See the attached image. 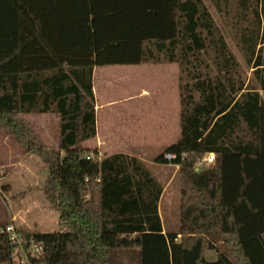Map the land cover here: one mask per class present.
<instances>
[{
  "label": "trees",
  "instance_id": "1",
  "mask_svg": "<svg viewBox=\"0 0 264 264\" xmlns=\"http://www.w3.org/2000/svg\"><path fill=\"white\" fill-rule=\"evenodd\" d=\"M212 2L226 16L235 4L233 18L246 23L234 37L256 87L202 0H0V131L44 160L61 226L19 231L26 249L42 248L33 264H123V255L130 264H207L216 244L224 264H254L247 247L264 251V0ZM155 51L181 74L180 138L154 160L178 166L179 230L165 234L162 188L148 170L123 155L87 159L82 147L96 135L93 68L140 65ZM46 113L59 116L49 153L21 119ZM206 154L213 166L196 172ZM0 264H21L1 233Z\"/></svg>",
  "mask_w": 264,
  "mask_h": 264
},
{
  "label": "crops",
  "instance_id": "2",
  "mask_svg": "<svg viewBox=\"0 0 264 264\" xmlns=\"http://www.w3.org/2000/svg\"><path fill=\"white\" fill-rule=\"evenodd\" d=\"M154 56V59L140 65L93 68L92 91L96 135L85 141L83 148L89 150L90 153L95 151L100 160L114 155L135 159L148 170L162 188L158 215L162 233L165 234L168 231L161 218L160 201L171 183L174 182L178 166L171 163H155L151 153L158 152V156L161 155L166 148L175 144L180 138L179 79L181 74L178 63L171 62L163 51H155ZM202 66L205 65L202 64ZM186 69L192 70V65H188ZM184 78L187 81V76ZM113 81L118 84L115 85ZM25 116L30 119L53 120L54 126L50 130L44 128L38 133L43 134L44 144L48 143L46 135L51 132L55 134L57 136L55 141H51L57 148L58 114H27ZM20 149L11 137L0 131V168L4 167V170H0V183L5 181L8 190L11 189L13 182L12 171L19 169L21 180L33 175L34 172L31 167L23 165L22 160L19 161L14 157L15 153L17 156L20 155ZM28 154H23V158ZM5 167H9L10 172L2 177L6 170ZM18 215L14 210L9 213L8 217L2 213L0 223L1 220L5 221L8 218L13 223H20L18 225L16 223L15 226L18 232L28 231V223L24 225L21 219L18 221L17 218H20ZM56 219L61 229L58 216Z\"/></svg>",
  "mask_w": 264,
  "mask_h": 264
},
{
  "label": "rangeland",
  "instance_id": "3",
  "mask_svg": "<svg viewBox=\"0 0 264 264\" xmlns=\"http://www.w3.org/2000/svg\"><path fill=\"white\" fill-rule=\"evenodd\" d=\"M205 4L206 8L208 9L209 13L211 14L218 30L220 31V34L222 35L229 51L232 53L234 58L236 59V62L239 65V72L242 76V79L246 81V84H250L254 87H256V83L253 79L252 75V69L245 63L244 56L242 52L239 49V46L237 45V41L235 40V33L237 32L241 26H246V23H239V20H236L233 18V16L237 13L235 11V4H233L234 7H231L229 10V15L226 16V10L227 8H223L221 12H218L216 6L213 4L212 0H202ZM264 20V14L262 16ZM234 23V27L232 28V24ZM236 23V24H235ZM212 56V54H211ZM210 56V57H211ZM210 66V72L211 76H215V67L214 64L211 61H208ZM210 59V58H209ZM184 74L182 75L183 81ZM115 85L118 83L116 81H113ZM121 85V84H119ZM195 97L197 98L198 95L195 94ZM21 119L26 121L30 127L32 128L35 136L39 139V141L43 144L45 147V150L49 152L56 151L57 148L53 144V140L55 141L56 135L52 132L48 135H46V138L48 140L47 144L43 143L42 137L43 134H39L38 131H42V129L50 130L54 126L53 120H42V119H30V117H27L25 115L21 116ZM52 140V141H51ZM83 147V144H82ZM25 150L23 148L20 149V155L17 156V154H14V157H16L19 161L22 160L23 165H26L27 167H31L34 169L33 175H29L26 179L21 180V172L19 169H16L12 171L11 178L13 180L12 185L10 186L11 189H7V185H5V181L3 183H0V214H4L6 217H8L9 213L11 211H15L18 216H20L21 221L24 223H28L30 232H56L58 230H61L60 227H58V221L56 219V216H58V212L55 207L51 204V202L47 199L45 191H44V185L45 181L48 176L47 172V166L42 158L39 156L29 153L28 156L23 158V154H25ZM158 152L151 153L153 157V161L155 157L158 156ZM87 156H92V153H87ZM152 159V158H151ZM16 164V163H15ZM213 165H210L209 167H201V169H198L197 172L210 168ZM9 167H5V172H3L2 177L6 176V173L10 172ZM197 168V166H195ZM0 170H4L3 168H0ZM24 170V169H23ZM165 173V172H164ZM163 173V175H164ZM166 174V173H165ZM169 175V174H167ZM1 176V175H0ZM180 184H179V174L177 172L176 178L174 182L171 183L170 187L168 188L167 192L164 194V197L160 201V214L161 218L164 221L165 228L168 232H177L179 230V205H180ZM20 221V220H18ZM60 222V221H59ZM17 222H11L8 218L7 220H1L0 226L4 227L8 224H13V226H16ZM20 223H17V225ZM23 225V224H22ZM19 225V226H22ZM17 228H19L17 226ZM248 252L250 253V256L252 257V260L254 264H264V251L262 248L256 247V246H249L247 247ZM222 251L221 245L216 244L215 247L209 251H207L204 255V260L207 264H224L225 260H223L222 257H220L219 252ZM218 259L222 262L218 263ZM189 260V258H188ZM192 258L188 261L192 263ZM121 261L123 264H130L129 258L127 256H122Z\"/></svg>",
  "mask_w": 264,
  "mask_h": 264
},
{
  "label": "built area",
  "instance_id": "4",
  "mask_svg": "<svg viewBox=\"0 0 264 264\" xmlns=\"http://www.w3.org/2000/svg\"><path fill=\"white\" fill-rule=\"evenodd\" d=\"M92 158V156H87V159ZM164 159L167 161H172L175 159L173 154H165ZM215 162L214 154H206L205 157L196 165L195 171L201 167H209ZM0 233L5 235L10 242L11 246L14 247L17 259L21 264H33L32 260H37L42 255V248L38 245L31 244L28 249L25 247V241L21 233L13 226V224H8L4 228L0 229Z\"/></svg>",
  "mask_w": 264,
  "mask_h": 264
}]
</instances>
